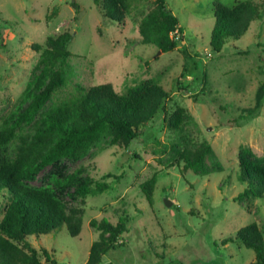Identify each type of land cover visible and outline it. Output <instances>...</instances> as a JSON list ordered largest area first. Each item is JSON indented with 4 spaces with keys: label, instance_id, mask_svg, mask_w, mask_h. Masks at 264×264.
<instances>
[{
    "label": "rangeland",
    "instance_id": "rangeland-1",
    "mask_svg": "<svg viewBox=\"0 0 264 264\" xmlns=\"http://www.w3.org/2000/svg\"><path fill=\"white\" fill-rule=\"evenodd\" d=\"M152 1L130 0L124 23H117L94 0H0V125L13 123L28 103L25 91L41 66L33 44H44L49 34L72 33L65 84L29 123L16 128L17 137L29 136L52 102L76 94V81L110 82L124 92L151 78L169 93L165 111L141 127L128 147L106 136L81 158L61 157L24 180L63 202L74 230L62 225L31 236V242L52 250L57 264H84L99 235L90 220L126 218L120 246L109 247L99 264H248L252 248L236 238L222 239L250 222L264 235V196L242 195L246 183L239 171L242 148L264 166V97L251 110L264 80V0H256L263 5L261 16L219 51L208 45L213 2L238 0H165L182 33L177 46L164 52L139 32ZM177 106L190 116L182 130L162 121ZM202 141L211 144L219 165L207 157V171L183 169L182 152ZM86 177L107 186L78 195L75 188ZM146 181L150 202L141 188ZM3 204L0 195V219Z\"/></svg>",
    "mask_w": 264,
    "mask_h": 264
},
{
    "label": "trees",
    "instance_id": "trees-1",
    "mask_svg": "<svg viewBox=\"0 0 264 264\" xmlns=\"http://www.w3.org/2000/svg\"><path fill=\"white\" fill-rule=\"evenodd\" d=\"M94 2L104 17L117 23H124L131 6L130 0ZM72 4L78 11L77 2ZM262 8V3L256 0H238L231 5L213 2L210 48L219 51L227 40L240 37L251 20L261 16ZM139 32L144 42H155L164 52L177 46L178 33L182 30L165 0H153L140 18ZM71 38L72 33L63 31L49 34L44 44H33L39 51L41 66L25 91L28 103L13 123L0 125V195L4 201L0 219V264H57L54 252L44 245L36 247L30 237L38 238L62 225L74 233L63 202L48 189L30 186L24 180L32 179L37 171L61 157L81 158L106 136H110L113 143L128 147L141 133V127L166 109L169 93L151 78L129 86L124 92L116 91L110 82L84 85L76 81V94L52 102L43 110L40 125L29 136L17 137L16 128L29 123L65 84L70 64L68 57L73 54L67 48ZM263 97L264 80L256 91L251 110L259 108ZM189 117L184 108L177 106L168 117L164 115L162 121L168 127L182 130ZM16 137L15 146H12ZM244 150L251 153L247 148L239 152L240 178L246 183L242 195L264 196V166L257 159H250ZM182 154L183 169L207 171V157L219 165L217 155L207 141ZM149 184L150 181H146L141 188L150 202ZM106 186L104 181L95 182L86 177L75 191L85 196L102 191ZM90 224L99 230V235L91 243L84 264H99L101 255L109 247L120 246L119 236L126 230L127 220L119 218L112 223L102 217L91 219ZM231 238L239 239L254 250V259L248 264H264V235L256 222L239 227L234 236L222 240Z\"/></svg>",
    "mask_w": 264,
    "mask_h": 264
},
{
    "label": "water",
    "instance_id": "water-1",
    "mask_svg": "<svg viewBox=\"0 0 264 264\" xmlns=\"http://www.w3.org/2000/svg\"><path fill=\"white\" fill-rule=\"evenodd\" d=\"M165 200H166V204H167V205H170V203H171L170 200L167 199V198H166Z\"/></svg>",
    "mask_w": 264,
    "mask_h": 264
}]
</instances>
